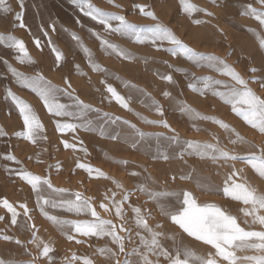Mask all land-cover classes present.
I'll return each mask as SVG.
<instances>
[{
	"label": "rangeland",
	"instance_id": "obj_1",
	"mask_svg": "<svg viewBox=\"0 0 264 264\" xmlns=\"http://www.w3.org/2000/svg\"><path fill=\"white\" fill-rule=\"evenodd\" d=\"M7 2L14 11L12 13L0 12V33L12 34L18 39H23L34 63H20L15 58L18 53L14 49L0 44V128L7 133V135L0 136V200L7 199L20 213L17 224L13 225L11 224V213L0 205V215L5 217L0 221V233L14 235L21 240L30 237V232L24 227L27 217L23 215V210L19 207L20 204L27 203L31 209L30 215L33 217L28 223L36 225L39 230L38 235L43 239L52 241L56 264H63L65 256H70L72 252L81 257L87 256L93 260L94 264H106V258L101 256L97 249L106 245L111 247L109 238H83L87 240L84 244L68 241L56 225L44 217L39 208L35 206L36 197L31 186L16 175L17 169L25 168L35 175L47 176L56 187L68 189L69 191L63 194V198H74V193L77 191L85 196L93 197V203L97 206V211L101 216L113 219L114 223H118L114 212H104L98 207V203L106 191L116 192L119 199L125 189H131L133 195L129 203L143 205L146 211H151L152 217L146 218L153 228L160 223L162 227L156 230L165 232L166 236L176 234L178 243L182 242L198 254H206L207 251L212 250L211 246L195 241L194 238L178 231L176 226L161 216L156 203L149 200L144 193L138 192L135 186L144 183L152 191L158 193L180 189L190 190L197 198V203H217L237 215L238 220L242 221L243 213L240 209L246 206L240 201L224 197L222 193L224 180L231 172V163H213L207 159L201 160L199 157L187 155L184 158L187 164L178 158L168 161L153 160L151 156L156 152L158 144L161 150L167 149L170 156H174L179 151V146L171 144L167 139L170 133H167L162 126L146 124L140 117L143 116L150 120L166 119L179 132L182 141L198 140L214 143L216 142L214 137H216L220 145L227 150L240 155L254 152L259 156L261 149L264 148V134L247 125L231 112L229 105H225L210 91L200 95L189 88V84H195L198 88L202 87L203 77L206 75L222 80L230 78L206 66H197L180 55L172 56L164 50L168 47L166 41L164 46L158 50L150 44L139 45L130 38L104 33L103 25L85 16L71 3V0H25L23 18L26 28H19L18 22L15 21V12L20 11L18 0H7ZM91 2L96 7L123 14L130 22L141 25L151 24L153 21L141 15L139 9H134V5H148V9L154 12L159 20L172 29L180 39L198 51L214 53L224 58L248 79L249 87L264 98V87H261V82H264V49L260 48L258 39V36L264 37V25H261L253 15L243 14L249 4L258 9L264 8L259 0H215V3L213 0H189L198 9H207L214 13L213 16H208L204 11L193 12L189 15L183 11L180 0H114L113 3H109V0H91ZM116 4H120L121 8H116ZM197 19L205 23L197 25L193 22ZM51 25H55V30ZM45 31L48 33L47 36L44 35ZM92 31L101 32L105 38L127 48L135 54L137 59L124 60L114 54L104 52L99 40L91 34ZM72 32L81 37L83 45L91 50L92 58L108 70L107 76L103 72L93 71L88 63L87 55L71 38ZM34 39L40 40V48H37ZM49 39L52 41L51 45L48 42ZM52 46L60 49L64 54V60L59 67L56 66ZM144 58H147L146 62ZM5 60L8 64H5ZM165 61L173 67L169 68ZM9 64L26 75L40 72L46 79L61 87L66 86L64 78L67 77L76 95L92 104L94 108L101 109V113L94 111L88 113V118L93 119L97 126L104 124L107 120L103 112H109L131 121L145 132H165L167 135L160 137L159 141L156 137H149L137 150L130 148L123 139L114 141L99 135L98 132L85 131L83 128L77 129L76 132L60 133L55 129L56 118L47 112L34 92L16 82V78L8 68ZM76 65L80 66L84 75L77 73ZM251 68H256L257 71L255 73L249 71ZM169 73L173 75L175 83L160 79L162 74ZM104 79L128 99L132 111L122 108L115 100L106 98L110 94L106 93V86L101 83ZM131 85H135L137 89L146 90L159 101L164 108V116L160 117L154 109L147 107L146 105L150 102ZM217 87L220 90L224 89V85ZM8 88L32 105L44 126L40 136H46L47 139H37L36 143H32L24 137L15 135L17 131L24 130L23 121L13 102L5 98ZM165 91L172 94V99L163 96ZM59 99L63 103L70 105L72 103L71 98L67 96L61 95ZM174 101L184 102L202 115L216 116L224 120L245 138L246 143L231 144L230 133L211 120L193 118L186 113H180L174 106ZM70 122L79 123L78 120L72 119ZM105 126L109 132L113 133L121 132L122 135H126L130 132L122 121L116 125L107 124ZM75 137L78 139H74ZM231 139L235 137L232 136ZM65 140L75 143L77 147L75 149L65 147L63 143ZM83 148H87V153L82 151ZM9 153L14 155L20 163L7 160L5 156ZM120 160H127L128 163L121 164ZM77 162L99 168L111 179L99 177L95 173L90 177L84 169L76 167ZM235 165L241 171L234 179L246 183L259 193H264V177H261L246 161H237ZM133 172H139L140 175L132 176ZM181 174H188L191 178L181 180L179 178ZM172 176H176V179L172 180ZM114 181H119L123 188H117ZM205 184L212 185L213 190L205 191L201 187ZM53 198L58 197L54 195ZM158 199L173 207L178 206L179 203L176 197L170 195H161ZM125 207L127 208V204ZM46 210L52 215L66 218H90L76 217L75 214L67 213L65 209H53L50 206H46ZM260 214L264 215V210H261ZM127 216L133 233L132 240H126L125 243L126 250L131 251L132 247L139 245V238L135 235L136 228L130 210ZM251 227L253 230H261L259 225ZM78 238L81 237L78 236ZM160 239L165 247L174 251L171 239L166 237ZM28 247L33 253L36 252L32 245ZM259 254L255 250L237 251V255ZM0 258L11 264L30 259L21 246L16 245L14 241L3 239H0ZM130 258L135 259V257ZM150 258L155 259V257ZM121 259L124 257L121 256ZM38 264H44V260L41 259ZM76 264H83V261H77ZM161 264H166L163 257H161Z\"/></svg>",
	"mask_w": 264,
	"mask_h": 264
},
{
	"label": "snow or ice",
	"instance_id": "obj_2",
	"mask_svg": "<svg viewBox=\"0 0 264 264\" xmlns=\"http://www.w3.org/2000/svg\"><path fill=\"white\" fill-rule=\"evenodd\" d=\"M113 2L114 0H109V3ZM213 2L215 3V0ZM71 3L85 16L103 25L104 33L118 34L121 37L130 38L139 45L150 44L158 50L164 46V42L166 41L168 42V47L164 50L172 56L180 55L197 66H206L220 73L222 76L230 78L222 80L212 75H206L203 77L202 87L198 88L195 84H189V88L200 95H204L206 91H210L213 96L218 97L225 105H229L231 112L235 113L247 125H250L253 129H258L260 133L264 134V98H261L249 87L248 79L224 58L214 53L198 51L189 46L172 29L159 20L155 13L148 9V5H134V9H139L141 15L149 17L153 21L151 24L141 25L130 22L125 15L118 12L96 7L91 0H71ZM259 3L264 5V0H259ZM180 4L183 11L189 15L197 11H204L208 16L214 15V13L207 11V9H198L189 0H180ZM18 5L20 11L15 12V21L18 22L19 28H26L27 26L23 18L25 0H18ZM115 7L119 9L121 5L116 4ZM13 11L7 0H0V12L12 13ZM243 14L253 15L261 25H264V8L258 9L249 4L244 9ZM193 22L197 25L205 23V21L199 19ZM51 27L55 30V25H51ZM91 34L99 40L100 47L104 52L114 54L124 60L137 59L133 52L105 38L101 32L92 31ZM44 35L47 36L48 33L45 31ZM71 38L87 55L88 63L93 71L103 72L107 76L108 70L92 58L91 50L83 45L81 37L72 32ZM258 39L260 48L264 49V37L258 36ZM48 42L50 45L52 44L51 39ZM34 43L37 48L41 47L39 39H34ZM0 44H5L8 48L14 49L18 53L15 58L20 63H34L23 39H18L12 34L5 35L0 33ZM51 50L55 54L56 66L59 67L64 60V54L55 46H52ZM144 59L146 62L147 58ZM4 62L8 64L7 60ZM165 63L168 64V61H165ZM168 67L172 68L173 65L168 64ZM8 68L16 78V82L34 92L40 101H42L47 112L56 118L55 129L60 133L76 132L77 129L83 128L85 131L98 132L99 135L106 136L114 141L123 139L130 148L137 150L144 144L147 138L156 137L159 141L160 137L167 135L165 132H145L131 121L124 120L122 117L109 112H103V116L107 120L104 124L97 126L93 119L88 118V113L90 111L101 113V109L94 108L92 104L85 102L79 95H76L75 89L72 88L67 77L64 78L66 86L61 87L46 79L40 72L34 75H26L10 64ZM75 68L78 74H85L79 65H76ZM249 71L255 73L257 69L251 68ZM160 79L169 83H175L171 73L162 74ZM101 83L105 84L106 93L110 94L106 98L115 100L122 108L132 111L129 107L128 99L121 95L112 84L107 83L106 79L102 80ZM218 85H224V89L220 90L217 87ZM125 86L127 87L128 84L126 83ZM131 87L147 98L150 102L146 105L147 107L154 109L160 117L164 116V108L150 93H147L144 89H137L135 85H131ZM261 87H264V82H261ZM61 95L70 97L72 101L71 105L61 102L59 99ZM163 96L172 99V94L168 91L163 92ZM5 98L13 102L19 111L20 117H22L24 130L17 131L15 133L16 136L24 137L32 143H36L37 139H47L46 136H40L44 126L31 104L18 96L11 88L7 89ZM174 106L180 113H186L193 118L211 120L215 124H218L226 132L230 133L229 139L231 144H236L237 142L246 143L245 138L224 120L216 116L202 115L184 102L174 101ZM140 118L146 124L162 126L167 130V133H170V135H167V139L171 144L179 146V151L174 156H170L168 150H161L158 144L156 152L151 156L153 160L168 161L172 158H178L187 164V160L184 159L187 155L199 157L201 160L207 159L213 163H231V172L224 180L222 193L224 197L240 201L246 206L240 209L243 213L242 221L238 220L237 215L232 214L217 203H197V198L190 190L180 189L158 193L152 191L144 183L135 186L138 192L144 193L149 200L156 203L161 216L176 226L178 231L187 234L188 237L194 238L195 241H200L204 245L211 246V249L214 251L209 250L206 254H198L182 242L178 243V236L176 234L166 236L165 232L156 230L162 227L160 223H157L155 228H153L148 220V218L152 217L151 211H146L143 205L129 203L133 195L131 189H125L119 199L117 198V193L114 191H106L102 199H100L98 207L106 213L114 212V217L118 221V223H114L113 219L101 216L97 211V206L93 203V197L85 196L83 193L77 191L74 193V198H63V194L67 193L68 189L54 186L51 179L47 176L35 175L25 168H19L16 170V175L31 186V190L35 193L36 197L35 206L39 208L40 213L54 223L68 241H75L76 244L86 243L87 240L83 238H109L111 247L106 245L97 249V252L106 258V264H161V257L164 258L166 264H222V262H226V264H264V215L260 214L261 210H264V193H259L246 183L238 182L234 179L241 171L236 168L235 162L237 161H246L261 177H264V148L261 149V155L259 156L254 152L240 155L222 147L219 139L216 137H214L216 140L214 143L198 140L182 141L179 132L166 119L150 120L143 116ZM70 119L78 120L79 123L70 122ZM120 121L130 129L128 134L122 135L121 132H109L105 126L107 124L116 125ZM3 135H7V133L3 128H0V136ZM232 136L235 139H231ZM74 139H78V137ZM63 143L65 147L70 149L77 147L75 143H69L67 140L63 141ZM81 144H83V141H81ZM82 151L87 153V148H83ZM5 158L9 161L20 163L10 153ZM119 163L127 164L128 161L120 160ZM76 167L84 169L90 177L95 173L99 177L111 179L101 169L94 168L89 164L77 162ZM57 168H59V165H57ZM131 175L139 176L140 173L133 172ZM179 178L181 180H188L191 177L188 174H181ZM171 179L175 180L176 176H172ZM114 183L117 188H123V185L119 181H114ZM201 187L208 192L213 190L212 185L205 184L201 185ZM54 195L58 198H53ZM161 195L176 197L179 202L178 206L173 207L167 203H162L158 199ZM126 204L127 208L125 207ZM0 205L11 213V224L16 225L18 222L17 218L20 215L16 207L12 203H9L7 199L0 200ZM46 206H50L53 209H65L67 213L75 214L76 217L84 216L90 218L72 219L52 215L46 210ZM19 207L23 210V215L27 217L24 227L30 232V237L26 240H21L14 235L0 233V239L10 242L14 241L30 257L27 260L17 261L16 264H38L41 259L44 260V264H56L55 249L52 241L50 239H43L38 235L39 230L36 228V225L28 223V221H32L33 217L30 215L31 209L27 203H22ZM129 210L133 214L136 228L135 235L139 238V245L132 247L131 251L126 250L125 243L126 240H132L133 233V228L129 226L127 216ZM4 219L5 217L0 215V221ZM252 225H259L261 230H253ZM78 236L81 238H78ZM161 237H166L173 241L174 251L164 246L161 242ZM29 245H32L36 249L35 253L29 250ZM247 250H255L260 254L237 255V251L243 252ZM121 256L124 259H121ZM130 257H135V259H131ZM150 257H155V259ZM81 260L83 264H94L92 259L87 256H78L75 252H72L70 256H65L63 264H76L77 261ZM0 264H11V262L0 258Z\"/></svg>",
	"mask_w": 264,
	"mask_h": 264
},
{
	"label": "bare ground",
	"instance_id": "obj_3",
	"mask_svg": "<svg viewBox=\"0 0 264 264\" xmlns=\"http://www.w3.org/2000/svg\"><path fill=\"white\" fill-rule=\"evenodd\" d=\"M27 10V9H26ZM27 18V17H26ZM26 20H29V19H26ZM220 48L222 49V46H220ZM1 51H2V49H1ZM223 52V51H222ZM249 60V59H248ZM256 61V60H255ZM249 62V61H248ZM241 64H242V62H241ZM257 66V65H256ZM195 177V176H194ZM200 198V197H199Z\"/></svg>",
	"mask_w": 264,
	"mask_h": 264
}]
</instances>
